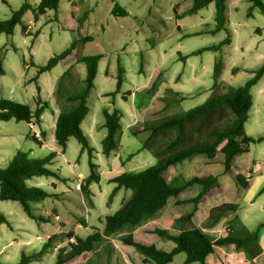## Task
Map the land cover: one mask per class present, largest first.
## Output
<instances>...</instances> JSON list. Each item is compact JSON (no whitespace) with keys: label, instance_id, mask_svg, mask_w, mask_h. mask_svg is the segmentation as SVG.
<instances>
[{"label":"rangeland","instance_id":"obj_1","mask_svg":"<svg viewBox=\"0 0 264 264\" xmlns=\"http://www.w3.org/2000/svg\"><path fill=\"white\" fill-rule=\"evenodd\" d=\"M26 1L33 3V0H0V19H9ZM38 1L35 0V6ZM115 5L126 15L113 14ZM251 6L248 0H228L227 29L213 33L214 4L188 14L191 0H61L57 10H48L38 20L32 11L24 15L23 24L32 26L30 33L23 32L21 25L16 26L13 35L0 33V59L5 71L0 77V98L13 99L33 109L38 95L43 102L49 103L41 124L0 121V168L7 167L15 158L21 160L22 157L17 156L19 153L27 154L28 158H43L57 152L55 160L46 166L66 178L61 181L55 177H35L28 181L30 186L39 187L48 194L60 195L33 204L34 213L51 217L50 222L28 217L19 202L0 200V214L10 222V225H0V260L3 263L16 264L22 252L40 250L53 235H58L55 242L58 248L69 241L66 235L71 232L86 236L93 232L92 228L102 230L106 217L113 215L131 194L122 188L109 201L116 187L110 180L127 171L144 170L157 162L151 151L141 150L146 134L136 136L131 130L144 121L180 115L202 105L212 95L226 92L230 86L245 85L253 77V71L264 63V15L258 8L249 15ZM258 27L262 28L261 33L257 32ZM85 36H92L93 40L79 43L71 55L35 80L39 69L50 58ZM228 36L231 43L221 49L192 54L218 45ZM96 54L103 57L88 99L90 112L82 123L94 148L96 173L101 177L99 183L90 186V200L80 189L81 181L90 174L89 154L86 150L81 152V145L73 137L62 153L55 139V123L61 107L65 106L64 98L83 86L86 65L78 62V58ZM218 59L223 61L224 67L219 86L213 90L214 65ZM119 62L125 71L122 89L115 97L107 96L116 90ZM68 70L70 74L62 78ZM169 88L172 89L170 93ZM251 93L253 106L245 132L248 136L258 137L264 135V76L252 87ZM165 98H170L168 102L171 104L160 112V102ZM115 108L122 116L118 135L120 147L106 157L101 153L102 140L107 133L102 127L103 110ZM259 108L262 111H258ZM33 134L37 140L32 138ZM174 136L175 132H168L160 145ZM249 166L252 170H247ZM188 167L196 171L205 168L199 162ZM233 171L234 174H250L249 188H242L234 178V182L230 181L231 176L226 175L221 180L222 189H215L202 201L201 215L192 218V226L202 228L206 222H202L203 214L222 203L238 205L236 213L226 214L227 217L237 214L234 231L238 228L253 231L264 221V141L252 143L249 152L238 159ZM166 177L173 183L186 180L183 176L170 177V173ZM192 210L193 204L190 203L179 207L170 204L166 212L171 217L158 214L139 227L126 228L120 235L99 245V254H85L70 264H88L91 260L98 264H144L143 257L134 247L125 245L121 236L132 234L136 240L170 251L175 244L159 239L153 230L163 227L177 229L174 228L177 227L174 218ZM260 244L264 246V228L260 230ZM107 247L112 252L111 257ZM56 254L55 249L41 262L33 264H54ZM213 259L210 256L208 264H217ZM184 260L185 254L181 253L170 264H182Z\"/></svg>","mask_w":264,"mask_h":264},{"label":"trees","instance_id":"obj_2","mask_svg":"<svg viewBox=\"0 0 264 264\" xmlns=\"http://www.w3.org/2000/svg\"><path fill=\"white\" fill-rule=\"evenodd\" d=\"M61 0H40L37 6H32L27 1L16 10L9 19H0V33L13 35L16 26L21 25L23 32L27 27L23 24V17L28 11H32L35 19L46 14L48 10H57ZM192 7L188 14H195L208 7L210 4L215 6V27L213 33H218L227 29L228 24V0H191ZM252 6L249 9V15L254 8H258L264 15L263 0H248ZM115 15H126V12L115 5L113 9ZM93 40L92 36H85L73 43L60 54L50 58L47 64L38 71L35 80L39 75L53 69L62 60L73 53L79 43L86 44ZM231 39L228 36L218 45L206 47L194 51L196 55L202 51H217L224 45L230 44ZM102 54L92 56H81L78 62L86 65V76L82 80V88L78 92L67 95L65 106L61 107L55 123V139L61 147L62 153H65L70 138H75L81 145V152L85 150L89 154L90 174L80 183V189L85 196L91 200L90 186L93 183H99L101 177L96 173L97 165L93 162L94 148L91 146L88 136L82 128V123L88 116L90 108L88 99L92 89L95 86V79L98 73L99 62ZM223 61L216 60L213 72V90L219 86V80L223 71ZM3 61L0 59V77L4 75ZM124 68L120 62L118 64V75L116 90L107 96H116L120 93L124 83ZM70 70L66 71L62 78L68 76ZM264 75V63L253 71V77L245 85L233 87L230 86L226 92L212 95L205 103L192 108L180 115L165 117L161 120L144 121L131 133L138 136L146 134L142 139L141 150H149L157 158L155 165L141 171H127L119 174L110 180L116 187L109 197L111 201L122 188L131 191L130 196L123 201L121 207L105 219L104 228H92L86 236H79L71 232L66 235L69 240L66 244L55 246L58 235L50 236L38 251L32 253L22 252L20 260L16 264H33L42 261L46 254L57 251L54 264H70L76 258L85 254H99L98 246L107 239L120 235L126 228H136L143 223L153 220L159 212L167 205L171 197H178L183 191L199 185L200 191L194 197L185 202L192 203L193 210L174 218L176 226L180 228L169 230L165 228H155L153 231L161 240L171 241L175 246L170 250L158 248L155 244L136 240L132 234L121 236L122 242L127 246H132L138 254L143 257L144 264H170L174 258L181 253L185 254V260L182 264H206L209 256L215 253V249L226 248L234 245L238 251H243L246 257L252 261L263 253L260 244V230L264 228V221L260 222L258 228L250 231L245 228L234 231V222L237 216L227 227L226 236H212L202 229L191 225L192 218L198 211L201 202L210 195L212 188H219L218 178L213 175L193 176L188 180L179 183H173L166 177L169 169L176 164H183L192 160L198 155H205L209 161H213L220 151L224 156V172L230 173L236 157L249 152L252 143L264 141V135L258 137L248 136L245 132V125L248 122L249 114L253 106V96L251 89ZM38 91H40L38 87ZM172 89H168V93ZM125 98V95H123ZM170 98H165L166 107L171 104ZM176 101H181L176 99ZM175 101V102H176ZM49 107L48 102H43L40 96L36 99V108L30 105L20 103L13 99L0 98V121L8 122L15 120L17 122H26L29 124H41L42 115ZM104 124L107 130L106 136L102 140V154L109 157L111 153L118 150V135L121 129V111L117 108L110 111L103 110ZM226 122V123H225ZM225 123V124H224ZM168 132H175V136L168 140L164 145L161 144L162 137ZM45 137V132L42 133ZM32 138L37 140L33 134ZM10 165L0 168V200L19 202L28 217L50 222L51 217L44 218L37 216L33 211V204L42 203L47 197L59 198V194H48L39 187L30 186L28 181L35 177H55L65 181V177L59 175V171L47 168L57 157V152H52L43 158H28L27 154L19 153ZM133 156V155H132ZM236 182L244 189L249 187V179L238 174L235 176ZM175 182V180H174ZM55 187V184H53ZM236 203H223L211 209L210 214L204 226L211 228L217 225L228 212H237ZM85 224L84 221H81ZM8 223L9 220L0 214V225ZM187 224L191 226L188 227ZM237 234H236V233ZM71 239H74L71 242ZM109 257L111 250L107 247ZM0 264L3 263L0 260ZM88 264H98L91 260Z\"/></svg>","mask_w":264,"mask_h":264},{"label":"crops","instance_id":"obj_3","mask_svg":"<svg viewBox=\"0 0 264 264\" xmlns=\"http://www.w3.org/2000/svg\"><path fill=\"white\" fill-rule=\"evenodd\" d=\"M39 2H40V0L36 4V6L39 4ZM263 2H264V0H263ZM28 3L31 4L32 6H35L34 5L35 0H33V3L32 2H28ZM232 9L235 10L234 7H232ZM227 16H228V13H227ZM261 31H262V28L258 27L257 28V32L261 33ZM159 109H160V112H162V111L167 109L166 103H165L164 100H162L160 102ZM258 111H262L261 108H259ZM56 113H57V111H56ZM103 124H102V127H103ZM119 147H120V144H119ZM240 157H241V155L236 157V159L234 161V164H233V167H232V170H231L230 173H225L224 172V164H223L224 156H223V154L220 151L218 152L216 158L213 161H209L208 158L205 155H198L195 158H193L192 160H188V161H186L183 164H176L175 166L171 167L167 173H168V175L170 173V177H171V175L172 176H183L186 180L190 179L193 176L203 177V176L213 175V176H216L218 178L219 186L222 189V185H221L222 178H224V177H226V175H228V176H231L230 181L234 182L235 176L238 175V174H234L233 169H234L235 164L238 162V159ZM197 162L201 163V165H203L205 168H201V169H198L196 171L195 168H192V167L189 168L188 167L189 164H191V163L195 164ZM215 166L217 167L216 169H215ZM250 168H251V166H249L247 170H252ZM259 168H260V166H259ZM243 176H245L248 179L251 178L250 174H246V175H243ZM232 178H234V180ZM168 180L172 181L171 179H168ZM215 189H217V186L212 188V190L210 191V194L213 193L215 191ZM199 191H200V186L199 185H194V186L186 189L185 191H183L178 197H171L169 199L167 205L159 212V214H161L160 217H164V218L171 217V215L168 214L169 212H166V209L169 207L170 204L175 205V207L182 206V204H184L183 202H185V201H187V200H189L191 198H194L199 193ZM203 203L204 202H202L199 205V207H198L199 209L195 213V217L196 218H199V216L201 215V211L200 210H201V207H203V205H204ZM185 204H187V203H185ZM190 204H192V203H190ZM216 206H219V204L216 205ZM216 206H213V207H216ZM184 214L185 213H181V214H178V215L181 216V215H184ZM209 214H210V210L207 211V213L203 214L204 218H203L202 222L203 221L205 222L208 219ZM226 214L224 215L223 219L217 225H215L214 227L206 228L204 226V224H203V226H201L202 228H199L200 227L199 225L197 226V228L202 229L204 232H206V233H208V234H210L212 236H216V237L223 236L224 237L227 234V227L229 226L228 224L230 222L233 224L232 220L234 219L235 216H237V214H235V215L232 214L230 217H227ZM167 215H169V216H167ZM178 215L175 218L179 217ZM174 228L178 229L180 227L177 226V227H174ZM240 229L241 228H238L237 230H240ZM173 230H175V229H173ZM262 249H263V253L260 256H258L257 258H255L254 260H252V261H250L246 257V254L243 251L236 250L234 245H230V246H228L226 248L217 247L215 249V253L213 255H211V256H213V258H214L213 260H217V264H252V263H254V264H264V246H262ZM213 260H212V262H213ZM208 263L209 262H208V259H207V263L206 264H208Z\"/></svg>","mask_w":264,"mask_h":264},{"label":"built area","instance_id":"obj_4","mask_svg":"<svg viewBox=\"0 0 264 264\" xmlns=\"http://www.w3.org/2000/svg\"><path fill=\"white\" fill-rule=\"evenodd\" d=\"M31 30H32V26H30V25H29V26L27 27V29H26L25 33H26V34H27V33H30V32H31Z\"/></svg>","mask_w":264,"mask_h":264}]
</instances>
